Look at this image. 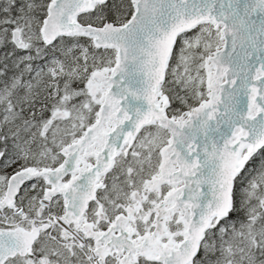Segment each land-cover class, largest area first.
Segmentation results:
<instances>
[{
  "label": "snow or ice",
  "instance_id": "snow-or-ice-1",
  "mask_svg": "<svg viewBox=\"0 0 264 264\" xmlns=\"http://www.w3.org/2000/svg\"><path fill=\"white\" fill-rule=\"evenodd\" d=\"M0 264H264V0H0Z\"/></svg>",
  "mask_w": 264,
  "mask_h": 264
}]
</instances>
